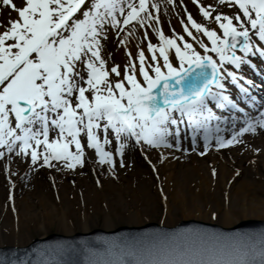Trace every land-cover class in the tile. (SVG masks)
<instances>
[{"label":"snow or ice","instance_id":"6c2138e0","mask_svg":"<svg viewBox=\"0 0 264 264\" xmlns=\"http://www.w3.org/2000/svg\"><path fill=\"white\" fill-rule=\"evenodd\" d=\"M0 3L17 14L0 30V158L15 153L30 157L33 166L73 170L85 165L83 136L87 147L95 150L98 163L113 170V152L105 150L110 144L109 130L118 157L127 142L141 150L146 146L179 151V131L185 123L194 151L197 136L203 141L206 151L201 155L212 150L213 139L220 151L243 143L241 137L246 133L264 130V106H257L255 115H249L222 94L221 83L226 79L234 84L240 98L253 109L254 101L227 66L251 67L246 56L258 53L264 57V49L253 41L255 37L264 46V0H217L218 5L238 9L232 16L213 15L216 9L211 4L203 6L192 0L205 21L218 25L223 38L188 15L187 25L206 36L211 45L197 39L185 25L183 31L196 40L201 53L183 36L173 32L171 38L166 37L153 26L159 44L147 43L150 60L146 62L144 51L138 50L137 65L124 47L127 62L122 74L116 65L106 69L101 41L107 39L110 29L118 46L126 45L121 32L134 36L137 25L141 29L152 21L158 25L159 19L151 11H158V4L149 0H22L20 7L12 0ZM169 50L174 51V59ZM237 50L243 55H237ZM110 75L114 79L109 80ZM209 102L239 115H214ZM237 121L238 130L223 127ZM224 131L229 138L220 134ZM98 132L105 138L99 139ZM120 164L123 166V160ZM222 239L215 233H197L184 248L166 256L147 260L133 256L114 264H264V235L261 246L251 250L222 245ZM0 264L7 262L0 260Z\"/></svg>","mask_w":264,"mask_h":264},{"label":"rangeland","instance_id":"374dc122","mask_svg":"<svg viewBox=\"0 0 264 264\" xmlns=\"http://www.w3.org/2000/svg\"><path fill=\"white\" fill-rule=\"evenodd\" d=\"M236 12H238V9L235 7L230 8L227 5L221 11V13L229 16ZM184 40L189 42L186 38ZM101 43L103 45L101 55L106 61V68L111 62L120 64L115 47H112L113 33L110 29L107 39L102 40ZM194 48L200 51L198 47L194 46ZM109 54H111L110 58ZM102 137L105 138V135H102ZM246 137V140L255 137L264 141L263 135L258 131L255 135L249 133ZM107 138L110 141V147H112L115 144V138L111 135ZM212 146L215 148V145ZM249 149V144L244 142L240 147L221 151L220 154H214V156L220 164L219 162L222 160L234 161L233 154L244 156ZM93 151L95 152L94 149ZM192 154L185 159L173 160L176 163L173 168L175 175L169 181L166 180V183L169 184L168 188L171 189L169 192L165 191L164 179L158 174L161 173L160 166L157 173V170L151 168L152 165L147 164L142 156L134 150L124 152L123 157H116L118 166L116 169L111 170L116 177L112 175L103 177V180H105V186L103 187L93 179L92 174L89 172V166L78 168L74 172L64 168L60 169L59 173L52 170V168H47L48 171L35 173L32 180L25 177L15 189L6 188V184H4L0 188V245H25L33 237H39L51 231L64 233L63 230H58V225L62 219V210H67L66 214L73 218L72 222H69L67 218L64 221L67 225V233H70L85 230L84 222L87 223L89 229L105 228V221H108L113 227L127 225L130 223L129 214L131 210H135L139 214V224L154 221L172 226L183 218L196 217H199L196 219L203 221L228 225L223 224L220 218L226 207L234 209L233 215L235 217L239 213L237 208L248 207V209H251L250 207L253 204L250 202L246 201L242 204L234 196V193L226 194L224 192L221 185L222 181L220 177L217 178L218 170H214L215 175H213V171L207 167L210 160L209 156L198 158L200 157L198 153ZM174 157L175 155L172 156V158ZM121 160H123V166L120 164ZM241 164V174L235 179V184L246 178L244 173L250 168L249 163L242 162ZM200 166L203 167V172L198 175L195 169H199ZM262 174H264V171ZM207 175L210 179L207 188H205L200 181L196 182V178L197 176L199 178ZM254 177L251 179V184L256 193L249 195V197L259 200L260 202L255 201L254 204L256 207L260 209L263 207L264 209V206H262L264 204V191L260 192L264 190V180L258 175H254ZM121 179L123 181H120ZM0 180H4L1 172ZM174 180L181 182V184L174 182ZM160 181H163V186ZM197 184L201 185V191L197 188ZM7 190L13 193L16 202L18 201L15 204L18 211V220L16 210L6 207L8 205L6 204L7 196L5 195ZM32 191L35 193V202L29 212L36 220L29 218L24 210L25 204L22 201V197ZM177 194L181 197L183 203L176 200ZM47 202L50 203L51 209L53 208L51 215H55L52 220H47ZM189 211H195V213L190 212L194 215L183 216L184 213ZM20 213L27 215L26 217L22 216L25 221H21ZM239 220H243V218ZM12 230H19L13 239L10 236Z\"/></svg>","mask_w":264,"mask_h":264},{"label":"bare ground","instance_id":"6f19581e","mask_svg":"<svg viewBox=\"0 0 264 264\" xmlns=\"http://www.w3.org/2000/svg\"><path fill=\"white\" fill-rule=\"evenodd\" d=\"M152 14L154 17H158V19H159V24L156 25L155 27L162 30L163 34L166 37L171 38L173 35V32L177 36H179V32H184L183 28L185 25H187V22L184 21V24L181 23V21H183V20L178 17V9L171 10V12L169 13V19L172 22L176 23L177 29L173 28L172 26L164 27V26L160 25L159 10L158 11L152 10ZM187 26H188L189 30L191 32H193V34L197 37V39H199L197 34H196L195 29H193L191 27V25H187ZM145 33H147V40L144 39ZM189 38L192 39L191 37H189ZM149 42H151L152 44L157 45V46L159 44L157 34L153 30V28H151L150 33H148L146 30H141L140 42H138V40L136 39V35L134 34V36H132L133 47L131 46V44L129 42H127L126 45H122V46H118V43H117V48H120L121 51L122 50L124 51V47H127L128 53L133 57V62L138 64V61H135L137 51L138 50L144 51L146 61H147V56L149 55V53L147 52V43H149ZM254 43H256L257 47H261L262 49H264V46L260 45L258 41H255ZM121 55H122V58L124 60H126V62H127L126 54L124 53ZM169 55H170V59H174V56H175L174 51L169 50ZM261 59H262V61H264V57H261ZM227 67H228V69H230L229 66H227ZM232 71L237 72L236 70H232ZM236 75L238 76V79L241 80V77L238 74H236ZM211 105H212L211 102H209V108L212 111L213 109H212V107H210ZM213 114L216 115V113H214V112H213ZM229 115H232L231 112L224 110V112L221 113L219 116L228 117ZM262 133L264 135V130H262ZM250 146H251L250 149L246 151L244 156H239L237 154H233L234 161L222 160L219 162L220 164H218V159L216 158V156H214L213 154L207 155L210 157L209 164L207 167H208V169H215L216 171L218 170L217 171L218 172L217 178L220 177V179L223 183V184L221 183V185L223 187L224 192L226 194H229V193L233 194L234 193V196L237 199H239L242 202V204H244V202H246V201L253 204L250 207L251 209H248V207L237 208L239 213L237 214L236 217L233 215L234 209H232L230 207H226L224 209V211L222 212L220 218H221V221L223 224H228L229 226L235 224L240 218H243V219H246V218H253L254 219V218H256V219L264 220V209H263V207H262V209H260V208L256 207V205L254 204L255 201L256 202H260V201L259 200L257 201V199H253L252 197H249V195L256 193V191L254 190V188L252 187V184H251V179L255 178L254 175H258L261 177V179L264 180V174H262V172L264 171V141H261L260 139L253 138L251 140ZM237 147H240V145H238ZM150 155L153 156L152 157L153 161H156V157L154 156L155 154L151 152ZM242 162L249 163L250 168H248V170L244 173V176L246 178L240 180L237 184H235V182H234L235 179L239 176V174H241V169H242L241 163ZM159 166H160L161 173H158L159 172ZM175 166H176V163L173 162V159L171 157L166 158L165 160L160 158V162L157 166V173L160 174V176L164 179L165 191L169 192L171 190L170 188H168L169 184L166 183V180L169 181L175 175V173L173 171V168ZM195 171L198 173V175H201V173L203 172V167L200 166V168L199 169L196 168ZM96 177L98 179L103 178V176H101L100 174L97 175ZM209 179H210L209 175L200 176L199 178L197 176L196 182L200 181L202 186L207 188V186L209 184ZM180 180H181V178H180ZM120 181H123V179H121ZM174 182H178L179 184H181V182H179L177 180H174ZM2 184H3V181H0V188H1ZM100 184H101V187L105 186V181L101 180ZM160 184H162V186H163V181L162 182L160 181ZM197 188L201 191V185L197 184ZM263 191L264 190H262L260 192H263ZM34 194L35 193L33 191L25 194L22 197V201L25 204L24 210L29 215V218H34V220H36V218L34 216H32L29 212L31 210L34 202H35L34 201L35 200ZM175 198L178 202L183 203L181 197L178 196V194L176 195ZM17 202L14 201V204L15 203L17 204ZM46 205H47L46 215L48 216V218H50L51 212L53 211V208L51 209L49 202H47ZM262 206H264V204H262ZM63 212H65V210ZM190 212L195 213V211H189L187 213H184L183 216L194 215V214H190ZM20 216H21V221H25L24 219H22V216L26 217L27 215L20 213ZM196 218H199V217H196ZM129 221L131 223H138L139 222V214L137 213V211L131 210V212L129 214ZM84 225H85V227H87V223H84ZM228 225H225V226L227 227ZM248 225H251V223H249ZM60 226L64 229V231L66 230L65 223L64 224L62 223ZM110 226H111L110 223L108 221H105V227L110 228ZM10 236L12 237V239L16 237L15 230L11 231ZM243 236H244V234H243Z\"/></svg>","mask_w":264,"mask_h":264},{"label":"water","instance_id":"95a60500","mask_svg":"<svg viewBox=\"0 0 264 264\" xmlns=\"http://www.w3.org/2000/svg\"><path fill=\"white\" fill-rule=\"evenodd\" d=\"M242 227L237 232H220V236L223 239L220 241V244L227 246H236L241 250H251L253 247L259 248L261 246L260 237L264 235V227L258 224L251 225H241ZM244 234V236H243ZM186 244H183V248ZM177 248L169 249L165 247L158 246L155 250L156 257L149 258L148 256L142 255L139 259H152V258H160L168 255L169 253L175 251ZM92 258L95 260H99V257L96 255H92ZM138 258V257H135ZM73 264H82L80 260L73 261ZM93 264V262L91 263Z\"/></svg>","mask_w":264,"mask_h":264}]
</instances>
